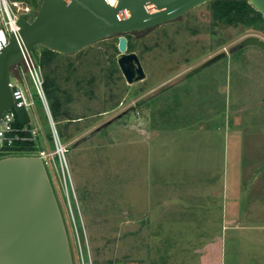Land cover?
<instances>
[{"label":"rangeland","instance_id":"1","mask_svg":"<svg viewBox=\"0 0 264 264\" xmlns=\"http://www.w3.org/2000/svg\"><path fill=\"white\" fill-rule=\"evenodd\" d=\"M214 9L208 3L128 38V50L139 55L147 74L131 86L117 65L118 38L74 55H51L40 46L32 51L68 150L70 201L59 161L58 173L47 172L73 264H211L206 251L221 249V243L223 264H264V229L238 231L220 217L224 186L238 181L239 166L264 169V51L236 49L250 36L264 40V27L237 22L231 13L214 30ZM10 80L33 103L31 122L22 126L39 130L40 148L54 149L48 112L31 78L10 73ZM7 157L0 153V160ZM211 201L221 208L209 209ZM218 235L223 240L215 242Z\"/></svg>","mask_w":264,"mask_h":264},{"label":"water","instance_id":"2","mask_svg":"<svg viewBox=\"0 0 264 264\" xmlns=\"http://www.w3.org/2000/svg\"><path fill=\"white\" fill-rule=\"evenodd\" d=\"M215 0H43L35 13L19 18L7 47L0 51V126L13 107L21 125L30 115L16 87L9 86L10 73L25 70L24 56L40 46L74 55L102 41L118 38L117 65L131 86L147 79L140 57L128 50L127 36L177 21L190 11ZM264 18V0H247ZM257 45V36L244 39L236 49ZM215 56L191 74L221 60ZM26 71V70H25ZM12 92L15 93L16 101ZM130 112L126 110L74 143V147L101 132ZM0 264H73L64 220L47 171L40 158L7 157L0 160Z\"/></svg>","mask_w":264,"mask_h":264},{"label":"built area","instance_id":"3","mask_svg":"<svg viewBox=\"0 0 264 264\" xmlns=\"http://www.w3.org/2000/svg\"><path fill=\"white\" fill-rule=\"evenodd\" d=\"M117 1L118 0H108L111 6H115ZM36 11L37 9L35 5L32 4L30 0H0V42L2 41L4 48L8 46L11 36L15 32H19L20 30L18 26L19 18L23 15H29L31 13H35ZM1 50L2 47L0 44V51ZM23 62L25 64L26 71L22 70V68L18 66V69L17 70L15 68L12 69L11 73L17 75L23 73V75L24 74L29 75V77L31 78L36 88V91L43 100L48 112L49 122L51 127V144L54 147V149L51 148L44 149V148H40L37 145L38 150L34 153L35 155L33 156L41 159L46 171H48V168L49 169L53 168L58 173L56 161L57 160L59 161L63 174L64 191L66 192V197L68 201H70L68 181L70 182L72 187L73 185L69 173V167L66 160V153L68 150L61 142V139L56 129V122L53 120V117L50 113L48 102L46 100V96L44 93L45 82L41 69L35 64L31 54L24 56ZM9 86L11 89L16 87V90L19 91L20 93L23 104L25 105L26 109L29 112V107L32 106L33 103L27 101L25 93L22 90V88H20L16 84H13L11 80L9 82ZM12 95L14 101H16L15 93L12 92ZM18 121L19 119L17 112L12 107L5 116V118L3 119L0 126V150L7 147H13L16 143L19 142H35L37 144L40 138L39 130L18 128L17 127ZM30 122H31V116H30ZM83 264H85V262Z\"/></svg>","mask_w":264,"mask_h":264},{"label":"crops","instance_id":"4","mask_svg":"<svg viewBox=\"0 0 264 264\" xmlns=\"http://www.w3.org/2000/svg\"><path fill=\"white\" fill-rule=\"evenodd\" d=\"M240 155L241 153L237 155V158L234 157L232 163L235 166V161L241 160ZM244 166L240 165L239 170L241 172H237V175L235 174L238 177V181H233L232 186L229 181L227 183L229 186H224L223 193L226 194V203L223 204V211L220 217L225 220L223 222L225 226H231L238 231H261L262 228L264 229L262 227L264 226V169L260 166L254 168L246 164ZM244 170H246L245 174H243ZM242 176L247 177V185L243 183ZM211 203L212 205L208 206L209 209L221 208V204L213 206L214 203L212 201ZM216 203H220V201ZM213 237L215 242L223 240L219 235ZM221 245V249H216L214 246V248L206 251L205 256H211L209 260L211 264H223L225 249H222V243ZM202 257L204 258V255Z\"/></svg>","mask_w":264,"mask_h":264},{"label":"trees","instance_id":"5","mask_svg":"<svg viewBox=\"0 0 264 264\" xmlns=\"http://www.w3.org/2000/svg\"><path fill=\"white\" fill-rule=\"evenodd\" d=\"M32 3V0H30ZM43 2V0H42ZM213 6H214V11L219 13V15H231L234 14L236 16L235 21H243L244 19L251 21L248 23V21H246L247 24L249 25H253L251 23L257 21L258 25H259V29H263L264 25V18L262 17L261 14H259L258 12L255 11V9H253L251 6L248 5L247 0H240V1H214L212 2ZM34 4V3H32ZM42 4V3H41ZM35 5V4H34ZM40 3H37L35 5L36 9L38 10V8L40 7ZM255 16H253V15ZM218 15V14H217ZM234 21V19H232L231 17H227V22L228 23H232ZM128 38H131L128 36ZM46 52L50 53L51 55L56 54L55 52L49 51L46 49ZM131 52V51H130ZM56 91H58L57 89H55ZM17 127L18 128H25L24 126H22L19 121L17 122ZM38 150L37 145L35 142H19L16 143L13 147H7V148H3L2 151L0 153H2V155L7 156H26V155H30L33 156L35 155L34 153Z\"/></svg>","mask_w":264,"mask_h":264},{"label":"flooded vegetation","instance_id":"6","mask_svg":"<svg viewBox=\"0 0 264 264\" xmlns=\"http://www.w3.org/2000/svg\"><path fill=\"white\" fill-rule=\"evenodd\" d=\"M215 1H217V0H215ZM220 1H240V0H220ZM211 2H214V1H211ZM211 2H208V3H211ZM208 3H206V4H208ZM247 3H248V1H247ZM205 4V5H206ZM249 5V4H248ZM203 6V5H202ZM250 6V5H249ZM199 8V7H198ZM195 10V9H194ZM193 11V10H192ZM256 11V10H255ZM191 12V11H190ZM213 12L214 13H212L211 11H210V17H211V26L214 28V30L215 29H220V26H222V23H223V19H222V17H221V15H219V13L217 12V14H216V12L213 10ZM257 12V11H256ZM188 14V13H187ZM185 16V15H184ZM184 16L182 17V18H184ZM263 17V16H262ZM181 18V19H182ZM181 19H179V20H177V21H180ZM175 22V21H174ZM155 29V28H154ZM154 29H151V30H148V31H145V32H134V33H132V34H130V35H128L129 37H136V36H142V35H145V34H147V33H149V32H151V31H153ZM128 36H127V38H128ZM253 47H258L257 45H252ZM259 48V47H258ZM259 49H261V48H259ZM261 50H263V49H261ZM264 51V50H263ZM195 70V69H194ZM192 72V71H191ZM190 72V73H191ZM190 73H188L187 75H190Z\"/></svg>","mask_w":264,"mask_h":264}]
</instances>
